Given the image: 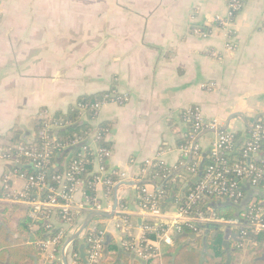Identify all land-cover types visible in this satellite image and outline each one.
<instances>
[{"label":"crops","instance_id":"obj_1","mask_svg":"<svg viewBox=\"0 0 264 264\" xmlns=\"http://www.w3.org/2000/svg\"><path fill=\"white\" fill-rule=\"evenodd\" d=\"M226 15L223 0H0V206L32 208L7 199V194L23 191L26 182L14 173L19 166L2 158L4 152L19 141L32 142L42 118L68 113L84 96L107 93L114 98L89 123L109 128L106 143L112 154L106 169L124 174L126 182L141 177L147 161H162L177 187L191 181L192 155L184 159L180 151L193 133L188 108L199 109L206 121L217 120L222 130L243 143L252 126L264 121V0L247 2L232 27L237 49L218 61L210 53H223L225 40L213 19ZM216 137L215 131L200 133L196 141L200 163L208 160ZM87 144L83 156L87 150L93 156L90 173L97 174L99 146L91 138ZM149 171L153 174L154 169ZM168 180L143 182L159 193ZM115 187L110 195L103 185L95 189L103 214L112 213ZM256 189L258 197L252 199L264 203V191ZM141 193L140 186H121L118 191L119 205L129 208L135 238L148 220L141 210ZM88 201L82 185L75 196L73 220L63 223L52 215L49 223L64 238L55 259L46 254L38 264H64L67 242L94 214ZM164 210L163 220L171 222L176 205ZM211 216L218 221L208 224L198 238L204 251H210L217 235L225 250L238 247L241 219L223 222ZM94 230L119 244L125 235L118 215L97 217L76 240L79 256L86 232ZM227 230L231 235L225 238ZM169 236L172 244L160 243L159 258L146 264H163L165 246L179 248L176 233L170 231ZM239 247L235 264L264 261V242L249 240ZM66 260L78 264L67 248Z\"/></svg>","mask_w":264,"mask_h":264},{"label":"built area","instance_id":"obj_2","mask_svg":"<svg viewBox=\"0 0 264 264\" xmlns=\"http://www.w3.org/2000/svg\"><path fill=\"white\" fill-rule=\"evenodd\" d=\"M226 5L227 15L222 18L221 16H215L213 21L218 23L220 32L225 40V50L223 53L213 51L210 56L218 61H222L226 53L234 52L237 49L234 43V31L232 29L236 18L243 12L246 4L249 0H223ZM210 88L214 87L213 84L209 85ZM205 88L207 86H204ZM122 99V97H121ZM114 100L113 96L106 94L101 101L91 105V109L94 111L95 116L100 109ZM82 108V106H80ZM187 120H189L193 126V133L190 135L185 146L181 147V154L184 159H188L191 154L199 152L200 147L194 144L200 133L204 130H211L217 133V137L213 142L209 163L204 168L201 180L197 183V186L192 189L185 197L183 205H178L176 202V212L173 220L166 223L163 220L164 213L161 210L159 200L162 198L164 192H152L150 185H143L141 188L143 194V203H141V210L145 212L148 220L163 221L167 229L163 234L157 235V239L150 240L147 238V232H157V228L146 225L143 226V233L139 238H136L135 243L127 244L135 254L136 259L148 262L157 255H160L159 244L165 243L172 244V238L169 236L170 231L178 233L182 227H186L189 230L197 234L200 227L207 226L208 224L215 223L218 220L211 215H206L202 210L196 209V207L210 199L216 197V199H224L238 203L245 198V190L242 183L248 181L252 187L261 189L264 191V122H256L248 132V137L241 146V158L243 161H233L229 157L225 156V153L231 150L235 144L236 135L222 130L217 120L206 121L197 108H188L186 110ZM104 132L99 128H94L89 132L88 136L94 143L98 144L103 140ZM43 138L48 139L47 135H43ZM81 140L77 139L72 142V146L81 144ZM89 143V142H88ZM88 144L83 147V151L86 150ZM112 151L110 148L98 147L96 150V158L99 163L98 173H90V176L94 178L92 185L95 187L103 185L106 188L107 193L112 194L113 188L116 185L126 182V176L118 173H109L106 169V162L110 158ZM6 161L13 162L19 167L31 166L36 171H40L37 174L29 175L28 172H20L17 169L14 173L19 175L25 180V189L21 192H15L7 194L6 197L9 201L15 203H22L31 206L35 212H44L45 220L51 221L52 215H56L57 212L62 215L63 223L71 222V214L74 209V201L76 194L82 187L81 176L85 173V166L80 159L73 160L70 165L61 174L53 177L54 186H49L47 181V175L43 172L44 166L50 163L51 153L48 148L43 151L26 147L22 144L14 146L9 149L7 153L2 157ZM256 161H261V165H257ZM23 163V164H22ZM199 165L197 163L189 167L191 179H194L199 172ZM159 168L161 173L152 174L149 170ZM107 175L116 178V181L112 178H108ZM141 177L134 180V182H143V180H165L170 176V170L165 166L162 161H147L146 166L140 174ZM49 186V187H48ZM46 192L44 197H40V193ZM36 197H39L36 198ZM4 200V199H3ZM87 206L89 210L94 213H103L104 207L96 200V198L88 201ZM48 210V211H46ZM129 208L127 206L118 205L115 214L118 215V220L122 223V229L126 233H130L133 228V222H130L131 217L128 214ZM50 214V215H49ZM242 223L237 225L239 230V243L240 246L249 241L248 231L254 234L264 232V203L257 198L249 201L244 213L241 215ZM52 226V225H51ZM50 226V227H51ZM54 237L42 240L37 243L43 253L49 255V260L55 259L56 247L59 246L64 238V233L55 231ZM203 232V231H201ZM199 232V233H201ZM104 232H100L97 235L89 234L85 241L88 245V264H97L103 257V243ZM71 248V244L67 246V250H70L72 258L75 260L78 258V254L74 253Z\"/></svg>","mask_w":264,"mask_h":264},{"label":"trees","instance_id":"obj_3","mask_svg":"<svg viewBox=\"0 0 264 264\" xmlns=\"http://www.w3.org/2000/svg\"><path fill=\"white\" fill-rule=\"evenodd\" d=\"M106 94L107 93H103L93 97H81L76 106L71 108L68 113L42 118L36 127L35 138L32 142L27 143L25 141H19V144H17L37 149L40 152L45 150V148L49 149L51 160L43 169V172L47 175L49 185L54 186L53 177L63 173L73 160L80 159L85 166V173L81 176V183L84 185V191L88 195L89 200L95 197V187L92 185L94 178L90 176L92 166L91 159L93 156L88 150L86 151V156H83V147L90 141L88 134L93 130V126L89 122L94 121L96 118L94 111L91 109V105L101 101ZM80 106H82V108H80ZM99 127L101 130H106L99 146L102 148H109V145L106 143V136L109 128L104 124H100ZM41 133L47 135L48 139L43 138ZM77 139H80L82 143L72 146V142ZM235 139L233 148L227 151L225 156L233 161L236 160L241 162L243 161L241 158V146L244 141L243 143H240V139L237 136ZM187 141L184 140L181 146H185ZM7 152L8 150H6L4 154ZM201 157V152H198V154L194 153L188 167L195 163L200 166ZM67 158H69L70 161L66 166L65 161ZM208 163L209 159L206 161L205 167ZM256 163L257 165H261V161H256ZM23 167H16L15 170L17 169L23 173L28 172L29 175L40 172L32 167ZM154 173H161V169L154 168L153 174ZM107 177L116 181V178L113 176L111 177L110 175H107ZM168 178V181L170 182H166L163 190L165 197L163 198L162 195V198L159 200L163 213H165L164 209L169 204L176 205V202H178V205H183L184 197L197 186V184L190 186L185 190L184 195L182 196V188L177 187L174 185V182H171L172 176ZM242 185L245 190V198L240 202L234 203L233 201L226 200L225 204H219L216 202V197H211L200 203L196 209L202 210L206 215L213 214L223 222L239 220L249 201L253 197H258V190L255 187H252L248 181L243 182ZM142 187L143 185H140V188ZM246 187H248V189ZM141 196V203H143L142 193ZM10 211L12 212L10 213ZM56 216L61 222L63 221L60 213L57 212ZM70 218L73 220V213ZM131 221L132 220L130 219V222ZM14 224H17L16 228H14ZM146 225L157 228V232L146 233L147 238L150 240L157 239V235L163 234L167 229L166 224L160 220H147L144 226ZM50 226L51 224L49 221L45 220L44 212H35L33 208L27 209L20 205L0 206V264H35V259L41 261L45 257V254L37 243L55 236L56 232L53 230V226ZM36 227H38V230H35ZM205 229L206 226L200 227L197 233L204 231ZM98 233H100V230L87 231L85 239L89 234L97 235ZM192 233L194 232L186 227H182L181 231L176 233L175 240L179 248L175 249L170 246H165L161 256L163 264H235L237 259L236 248L240 249L239 246L242 242H240L239 246L236 248L232 247L231 250H225L222 236L217 235L215 238L211 239L212 244L210 245V251L206 252L201 244V239L192 240L190 238ZM248 239L264 242V232L254 234L251 231H248ZM135 241L136 238L132 231L130 233L125 232L120 244L116 241L108 240L107 235H104L103 257L97 264H146L159 258L160 255H157V257H154L148 262L136 259L133 251L127 246V244L135 243ZM192 244H198L199 247L197 249H192ZM73 245V252L78 254V241H75ZM217 258H220V260H217ZM75 261L78 264H83L81 260L79 261V255ZM48 264L57 263L49 262ZM251 264H264V261L254 260Z\"/></svg>","mask_w":264,"mask_h":264},{"label":"water","instance_id":"obj_4","mask_svg":"<svg viewBox=\"0 0 264 264\" xmlns=\"http://www.w3.org/2000/svg\"><path fill=\"white\" fill-rule=\"evenodd\" d=\"M196 144V142L194 143ZM192 155V154H191ZM191 160H192V156H191ZM23 167V166H22ZM204 167H205V159L202 160L201 164H200V167H199V172H198V175L194 178V179H191V181H189L188 183H186V185L182 188V196L184 195V192L187 188H189L190 186L194 185V184H197L201 178H202V175H203V171H204ZM23 168H31V166H24ZM147 185V184H150L149 182H141V183H137V182H124L120 185H117L114 189V205H113V209H112V213L111 214H103V213H94L92 214L85 222L84 224L82 225V227L79 229V231L73 235V237H71L69 239V241L67 242L66 246H65V249H64V252H63V261H64V264H68L67 263V260H66V248L69 244H72L73 242H75L78 237L86 230V228L89 226V224L97 217H105V218H111L115 215V212H116V209L118 208V205H119V200H118V191H119V188L121 186H140V185ZM50 186V185H49ZM48 186V187H49ZM202 234L203 232L201 233H192L190 235V238L192 240H195V239H198L200 237H202ZM231 235V231L227 230L226 231V236L225 238H228V236ZM239 240V239H238ZM88 248V245H82V247L80 248V256H79V261L81 260L84 264H88V254L86 253V249ZM264 259V258H263ZM35 264H38V260L35 259Z\"/></svg>","mask_w":264,"mask_h":264}]
</instances>
